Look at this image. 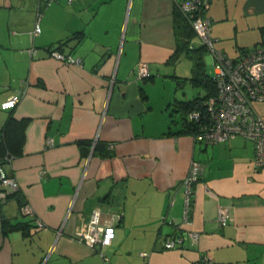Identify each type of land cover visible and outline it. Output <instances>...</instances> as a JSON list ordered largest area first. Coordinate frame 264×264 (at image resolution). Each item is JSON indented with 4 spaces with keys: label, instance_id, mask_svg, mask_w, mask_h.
<instances>
[{
    "label": "crops",
    "instance_id": "obj_1",
    "mask_svg": "<svg viewBox=\"0 0 264 264\" xmlns=\"http://www.w3.org/2000/svg\"><path fill=\"white\" fill-rule=\"evenodd\" d=\"M203 1L227 58L264 44V0ZM175 9L174 0H0V105L20 94L0 108V131L10 117L28 121L22 153L4 163L19 187L0 197V264H264V167L254 170L253 143L163 135L179 129L167 107L180 98L166 87L187 78L189 60L168 63ZM75 33L57 51L78 62L50 56ZM203 60L212 66L207 51ZM254 110L264 119V102ZM193 163L201 173L186 206ZM94 209L118 217L107 262L75 239Z\"/></svg>",
    "mask_w": 264,
    "mask_h": 264
},
{
    "label": "built area",
    "instance_id": "obj_2",
    "mask_svg": "<svg viewBox=\"0 0 264 264\" xmlns=\"http://www.w3.org/2000/svg\"><path fill=\"white\" fill-rule=\"evenodd\" d=\"M72 1L67 0L68 3ZM174 2L182 15L193 17L190 25L209 53L214 71L215 94L204 100L202 111L194 110L188 116L189 120L196 123L199 128L194 137L205 144H216L241 136L254 145V170L264 167V119L254 110L256 102H264V44L245 51L236 60L229 59L214 47L209 33L210 22L204 16V1L174 0ZM39 32L40 27L37 22L32 35L36 36ZM30 52L33 54L35 50ZM50 56L62 62H78L70 55L57 50L50 52ZM137 76L141 78L148 76L147 67L144 64L138 66ZM19 100L20 94L13 95L2 102L0 108L13 109ZM200 173L201 167L193 163L183 182L186 189V206L189 202L192 183L198 179ZM18 187L17 181L7 175L4 164L0 161V197H6ZM21 208L23 214H31L28 206L23 205ZM228 217V212L220 209L217 213L218 226L225 227ZM117 221L116 215L105 214L99 209H94L85 229L77 232L75 239L89 246L104 262H107L105 249L111 245L112 232ZM191 238L196 241L198 236L191 234ZM176 245L175 239L168 240L164 243V248L175 249ZM199 264H212V261L204 257Z\"/></svg>",
    "mask_w": 264,
    "mask_h": 264
},
{
    "label": "trees",
    "instance_id": "obj_3",
    "mask_svg": "<svg viewBox=\"0 0 264 264\" xmlns=\"http://www.w3.org/2000/svg\"><path fill=\"white\" fill-rule=\"evenodd\" d=\"M173 13V29L176 39V49L168 63L177 62L180 58H186L193 62L194 68L192 69V75L187 78H176V89L179 90L185 82H188L191 87L199 88L202 95H196L191 100H173L168 108L172 111L169 114L170 125H178L179 129L176 132L167 131L163 135L171 134H190L195 136L199 131L196 123L189 120V114L194 111H202L203 102L205 99L213 96L216 92V86L214 81V72L212 76L206 74L204 67V56L206 54V48L202 44L199 47H195L194 40L196 39L195 32L190 25L193 17L182 15L176 5ZM82 37L81 33H75L65 40L59 42L54 50H61L64 45L71 40L76 42ZM247 50H243L244 53ZM200 76V77H199ZM175 115L178 118L174 119ZM27 120L17 121L13 118H8L1 131H0V161L4 164L6 161L15 158L22 153L24 143V133L27 127Z\"/></svg>",
    "mask_w": 264,
    "mask_h": 264
},
{
    "label": "rangeland",
    "instance_id": "obj_4",
    "mask_svg": "<svg viewBox=\"0 0 264 264\" xmlns=\"http://www.w3.org/2000/svg\"><path fill=\"white\" fill-rule=\"evenodd\" d=\"M193 43H194L195 47L200 46V40L199 39H195ZM180 68H181V71L183 73H186L185 75H187V77H188L190 74L192 75V73H190V71H192V69L194 68V64L190 60H183L181 65H180ZM204 70H205L207 75L212 76L213 67L211 65L205 64ZM139 78H141V77H139ZM143 78H145V77H143ZM175 92H177V96L182 101L191 100L196 95H202V92L199 88L191 87V85L188 82H185L183 84V86L181 87V89H179V90L176 89V82H173L172 85L166 87V93H169L170 97H173L172 95H174ZM151 93L153 95H156V96L158 94H164L162 82H160V81H158V83L156 82V84L151 87ZM170 113H172V111L169 109L168 115ZM176 118H178L177 115H175L174 119H176Z\"/></svg>",
    "mask_w": 264,
    "mask_h": 264
}]
</instances>
